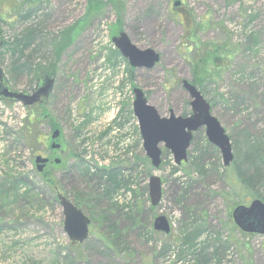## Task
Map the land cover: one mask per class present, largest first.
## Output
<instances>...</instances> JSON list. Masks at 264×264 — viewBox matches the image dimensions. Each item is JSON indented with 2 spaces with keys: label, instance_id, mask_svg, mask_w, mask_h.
Instances as JSON below:
<instances>
[{
  "label": "rangeland",
  "instance_id": "obj_1",
  "mask_svg": "<svg viewBox=\"0 0 264 264\" xmlns=\"http://www.w3.org/2000/svg\"><path fill=\"white\" fill-rule=\"evenodd\" d=\"M35 1L28 22L14 16L0 23V41L30 25L45 37L70 26L78 35L60 54L53 88L41 103L0 99V264H264V235L243 232L231 217L238 204L264 202V177L255 194L232 182L233 167L240 174L258 171L264 156V0H179L176 7V0H122V28L132 43L159 53L150 69L131 67L112 43L118 31L109 5L86 17L88 0ZM28 53L34 63L49 57L42 48ZM198 58L210 67L196 65ZM12 59L2 46L6 84L31 92L21 62L13 70ZM183 80H194L230 137V165L204 128L180 164L163 143L158 167L145 155L133 88L161 116L187 115L191 98ZM52 124L60 131L54 151ZM52 152L60 163L39 173L34 157ZM152 174L162 180L156 206L149 198ZM58 193L78 201L89 217L83 242L72 244L65 233ZM159 215L169 233L153 228Z\"/></svg>",
  "mask_w": 264,
  "mask_h": 264
},
{
  "label": "water",
  "instance_id": "obj_2",
  "mask_svg": "<svg viewBox=\"0 0 264 264\" xmlns=\"http://www.w3.org/2000/svg\"><path fill=\"white\" fill-rule=\"evenodd\" d=\"M179 4L180 1L176 0L173 6ZM112 42L133 68L150 69L159 61L158 52L152 48H138L125 31L113 36ZM53 83L54 78L46 77L43 79V83L31 93L11 91L7 86H4V72L0 65V97L20 101L26 106L37 102L41 95L46 97L52 89ZM182 85L191 98L189 102L190 114L186 116H176L172 111L167 117L161 116L157 109L148 102L140 87L133 89V113L138 121L146 156L150 159L153 167H158L161 161L159 144L163 143L172 152L174 161L180 164L187 157V149L193 138V132L204 128L208 142L219 149L223 165L228 166L234 159L230 137L216 117L211 114L210 104L200 90L188 80H183ZM59 134V129L52 132L51 149L60 147L55 142ZM34 160L36 169L38 172H42L48 159L37 155ZM59 162V158L54 159V163ZM148 189L150 203L152 206H156L162 195L161 178L152 174L149 177ZM57 198L64 216L63 229L70 242L72 244L83 242L89 234V217L65 196L58 194ZM231 217L235 225L243 232L264 235V202L260 198H254L248 204L235 206ZM153 228L164 233L170 231L169 223L163 215L154 218Z\"/></svg>",
  "mask_w": 264,
  "mask_h": 264
},
{
  "label": "trees",
  "instance_id": "obj_3",
  "mask_svg": "<svg viewBox=\"0 0 264 264\" xmlns=\"http://www.w3.org/2000/svg\"><path fill=\"white\" fill-rule=\"evenodd\" d=\"M35 0H0V8L4 6L3 13H0V23H7L9 22L14 16L16 17L17 21L28 22L32 16L35 15ZM87 12L86 17L88 15H94L95 13L99 12L105 5H109L114 13L116 14V25L115 30L120 31L123 30L122 22H123V12L125 11V4L122 0H107L103 2V0H88L87 3ZM74 26H70L60 34L53 35L51 37L41 36L39 30L36 28L35 25L26 26L20 33H18L12 41H0V48L2 46L8 47L9 51L12 54V65L14 70V65L18 62L20 68V74H26L29 76V84L28 86L34 87L40 80L46 77H53L56 76L57 68L56 63L60 57V54L67 49L70 45H72L73 41L76 39L78 35L77 29H74ZM40 33V34H39ZM1 35V32H0ZM1 37V36H0ZM38 40V42H37ZM188 41V40H187ZM189 42V41H188ZM185 49L188 48V44L183 43ZM198 46L203 48H207V44L198 43ZM39 48L47 51L48 59L46 56L41 59V62L34 63L33 56L29 51H37L39 52ZM30 49V50H29ZM187 50V49H186ZM207 49H205V52ZM212 53H214L212 51ZM214 57V56H213ZM46 58V59H45ZM211 60H213L211 58ZM198 62L196 65H203L206 62V65L210 67V64L206 58H198ZM201 69V68H200ZM16 70V69H15ZM202 70V69H201ZM210 68H207L206 72H210ZM15 72V71H13ZM15 79V78H14ZM15 81V80H14ZM193 83L194 80H193ZM40 116L46 117L48 114L41 111L39 113ZM183 115H186L184 112ZM52 122V121H51ZM53 123V122H52ZM53 126L56 124H52ZM56 128V126H54ZM249 142V141H248ZM256 142H252L250 144H255ZM237 159H235L236 162ZM234 162V164H235ZM233 164V166H234ZM260 166V167H259ZM259 170L258 171H247L245 174H240L235 168L233 167V183L237 184V188L255 194L254 188L255 186L263 179L264 177V156L261 157V161L258 164ZM257 170V169H256ZM253 178V182H252ZM113 185H115L113 183ZM120 184H116L118 187ZM116 189V188H115ZM29 190L25 193L28 195ZM259 196V195H257ZM260 198V197H257ZM78 201L75 204L78 206ZM32 205L33 203H30Z\"/></svg>",
  "mask_w": 264,
  "mask_h": 264
},
{
  "label": "flooded vegetation",
  "instance_id": "obj_4",
  "mask_svg": "<svg viewBox=\"0 0 264 264\" xmlns=\"http://www.w3.org/2000/svg\"><path fill=\"white\" fill-rule=\"evenodd\" d=\"M42 101H43V99L40 98V100H38L37 103H41ZM59 136H60V134H59ZM59 136L57 137V139L55 140V142L58 143V144L60 145V143L58 142V140H59ZM49 141H50V144L53 142V140L51 139V135H50V137H49ZM60 147H61V145H60ZM60 147H59V148H55V149H53V151H54V150H57V149H60ZM50 150H52V149H50ZM53 153H54V152L49 153V154H46L45 156L41 155L42 157L47 158L48 161H47V163L45 164V166H44V168H43V171H42V172H39V173H45L47 167H48L49 165H51L52 163H54V159H56V158H53V159H52ZM55 164L57 165V164H59V163H55Z\"/></svg>",
  "mask_w": 264,
  "mask_h": 264
}]
</instances>
